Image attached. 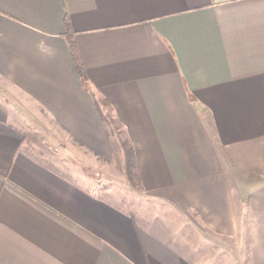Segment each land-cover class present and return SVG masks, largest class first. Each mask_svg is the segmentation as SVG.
Listing matches in <instances>:
<instances>
[{"label": "crops", "instance_id": "obj_1", "mask_svg": "<svg viewBox=\"0 0 264 264\" xmlns=\"http://www.w3.org/2000/svg\"><path fill=\"white\" fill-rule=\"evenodd\" d=\"M59 135L88 160L47 162L43 139ZM263 144L264 0H0V264H220L190 219L264 264ZM99 158L131 196L99 186Z\"/></svg>", "mask_w": 264, "mask_h": 264}, {"label": "rangeland", "instance_id": "obj_2", "mask_svg": "<svg viewBox=\"0 0 264 264\" xmlns=\"http://www.w3.org/2000/svg\"><path fill=\"white\" fill-rule=\"evenodd\" d=\"M120 131H121V133H120L121 137L122 136L125 137V134H123V132H124L123 129H121ZM59 137L60 138L57 141H53V142H51V140L47 141V140L43 139V142H42L43 143V147H42L43 150L45 151V153L50 152V154H48L47 157H45L47 159L46 161L50 162L52 164H58L62 167L64 165L71 164V163L76 164V166L78 165L79 162L81 164H83L81 162V158L84 156H82V157L78 156V154L76 152L77 151L76 148H73L74 151L76 150L75 151L76 153L74 154L75 156L73 154H70V151H68V149L70 150V148L73 147L72 144L67 140V138L60 136V135H59ZM115 140H117V144L115 143V141H113L114 146H112V147L114 148L113 152H114L115 158H117L116 160L118 162V159L120 158L119 151H121V152H123V151L121 150L122 148L119 146L120 145L119 139L116 138ZM227 152L230 155H232L233 151L231 148H227ZM253 152H254L253 156L255 157V159H260V162H262V165H263L264 164V144L260 145V146H256ZM249 154H251V153H249ZM233 155L234 156H232L230 161H229L230 167L235 168L236 169L235 171H240L241 169H243V173H245L246 171H244V170H246V166L249 165L250 163H248L247 161H240V163L239 162L237 163L238 156L235 154H233ZM248 157L251 158L252 155L248 156ZM84 159L88 160V155H85ZM85 160H83V161H85ZM86 162H89V161H86ZM97 162L98 163L100 162V164H103L102 166L106 169V172H103V173L101 172L102 173L101 177L97 179V177H98L97 172L94 171L93 166L91 168V171H92L91 174L97 175V176H95V179L98 180V182L100 181L99 186H101L102 188H105V187L110 188L113 193H116L118 196H122V197H124V195L128 194L127 192H130L128 188H125V187L119 188L120 182L116 178L112 177L115 174L111 171V169H113V167H111L107 163L108 162L107 159L99 158ZM94 163L98 164L95 161H94ZM263 167H264V165H263ZM230 170L232 172V169H230ZM93 177L94 176H92L91 180L94 179ZM137 181L138 180L136 179L135 183L137 185H139ZM131 195H132L131 193L128 194V196H131ZM133 195H136V194H133ZM133 198L135 199V201L138 200L139 202H141V199H142L140 197L137 198V196H134ZM124 204H126V203L124 202ZM184 222H185L184 227H186L185 230H187L186 234H188L189 238L192 237V239H194V241H196V242L201 241V247H203L204 253L208 259L220 261V264H237V262L238 263L242 262V260L238 257V255L243 250H245V246H246L245 243L247 241L235 243L236 242V240H235V242L233 243V240H230V243H229L230 245L226 242L220 243L219 245L218 244L216 245L214 243V241H216L214 234L211 233L210 231H208V229H205L203 227L201 229L200 227L197 226V224H195V221H193L192 219L184 220ZM201 226H203L202 222H201ZM244 229H247V231L248 230L251 231L252 227H248V228L245 227ZM241 237L243 238V235L238 237V239H240V241H241ZM248 237H249V235H248ZM238 239H237V241H238ZM233 246L236 248V251L233 249ZM226 248H229V249H226ZM235 256L238 259L235 258Z\"/></svg>", "mask_w": 264, "mask_h": 264}, {"label": "trees", "instance_id": "obj_3", "mask_svg": "<svg viewBox=\"0 0 264 264\" xmlns=\"http://www.w3.org/2000/svg\"><path fill=\"white\" fill-rule=\"evenodd\" d=\"M67 25V22H66ZM71 46V52L73 55V59L76 60V65L78 67V70L81 74L83 82L87 81V76L85 74V71L81 62L79 61L78 51L76 42L74 40L70 41ZM96 104L98 109L105 106V108L108 110L105 113L100 109V117L102 119V122H104L108 127V134L110 137L115 141L117 144L116 138L119 139L120 147L122 148L121 151H119V154H122L121 159L119 158L117 165L120 169V173L124 175V177L131 183V185L136 186L135 181L136 179L139 180V177L136 172V162H135V151L134 146L132 143L129 142V140L126 137H121V125L116 121L115 117L112 114V109H110L109 103L105 99H98L96 100Z\"/></svg>", "mask_w": 264, "mask_h": 264}]
</instances>
